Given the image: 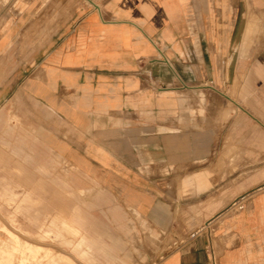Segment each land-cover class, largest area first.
Instances as JSON below:
<instances>
[{
    "label": "crops",
    "instance_id": "1",
    "mask_svg": "<svg viewBox=\"0 0 264 264\" xmlns=\"http://www.w3.org/2000/svg\"><path fill=\"white\" fill-rule=\"evenodd\" d=\"M218 1L10 0L3 11L0 59L23 43L18 81L53 115L51 145L145 215L177 210L184 175L195 188L202 180L195 194L211 189L212 85L223 84L217 72L237 33L230 18L243 5ZM220 186L204 232L185 236L181 225L188 239L158 264H264V172Z\"/></svg>",
    "mask_w": 264,
    "mask_h": 264
},
{
    "label": "rangeland",
    "instance_id": "2",
    "mask_svg": "<svg viewBox=\"0 0 264 264\" xmlns=\"http://www.w3.org/2000/svg\"><path fill=\"white\" fill-rule=\"evenodd\" d=\"M241 2L240 13L230 18L237 30L232 49L217 72L223 74V84L220 89L212 85L220 95L212 98V122L218 130L213 131L208 163L211 189L195 194L204 187L202 180H196L195 188V180L184 175L177 210L148 215L133 210L123 194L62 158L48 139L53 115L18 81L23 43L0 59V264H21V259L24 264H158L186 242V235L204 232L206 202L217 201L222 180L238 172L246 179L264 172V7L254 0ZM8 3L0 0V24ZM239 41L244 42L240 51ZM178 85L182 92L191 86ZM60 193L68 199L63 206L50 199Z\"/></svg>",
    "mask_w": 264,
    "mask_h": 264
},
{
    "label": "bare ground",
    "instance_id": "3",
    "mask_svg": "<svg viewBox=\"0 0 264 264\" xmlns=\"http://www.w3.org/2000/svg\"><path fill=\"white\" fill-rule=\"evenodd\" d=\"M7 232H8V234H11V236H13L16 240H18V238H19L18 235L16 233H14L11 229L8 228ZM27 248L30 250L33 247L31 246V244L28 243ZM21 264H24L23 259H21Z\"/></svg>",
    "mask_w": 264,
    "mask_h": 264
},
{
    "label": "built area",
    "instance_id": "4",
    "mask_svg": "<svg viewBox=\"0 0 264 264\" xmlns=\"http://www.w3.org/2000/svg\"><path fill=\"white\" fill-rule=\"evenodd\" d=\"M238 208H239V209H242V208H243V205H242V204H239V205H238ZM197 231H198V230H197ZM197 231H196V232H197ZM194 233H195V232H194ZM194 233H193V234H194Z\"/></svg>",
    "mask_w": 264,
    "mask_h": 264
}]
</instances>
